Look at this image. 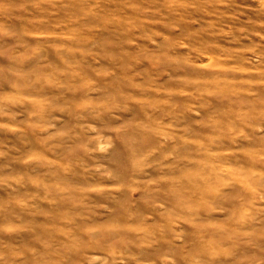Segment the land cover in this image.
<instances>
[{
    "label": "rangeland",
    "instance_id": "374dc122",
    "mask_svg": "<svg viewBox=\"0 0 264 264\" xmlns=\"http://www.w3.org/2000/svg\"><path fill=\"white\" fill-rule=\"evenodd\" d=\"M0 264H264V0H0Z\"/></svg>",
    "mask_w": 264,
    "mask_h": 264
}]
</instances>
